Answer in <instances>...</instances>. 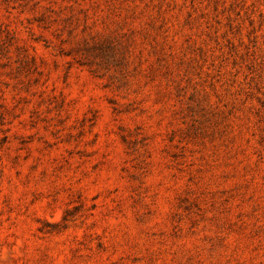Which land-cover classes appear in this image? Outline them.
<instances>
[{
	"label": "rangeland",
	"instance_id": "rangeland-1",
	"mask_svg": "<svg viewBox=\"0 0 264 264\" xmlns=\"http://www.w3.org/2000/svg\"><path fill=\"white\" fill-rule=\"evenodd\" d=\"M0 264H264V0H0Z\"/></svg>",
	"mask_w": 264,
	"mask_h": 264
}]
</instances>
